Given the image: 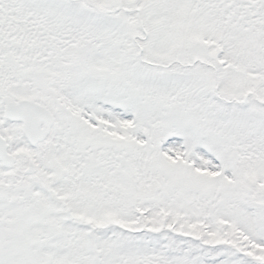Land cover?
Wrapping results in <instances>:
<instances>
[{"label": "snow or ice", "instance_id": "obj_1", "mask_svg": "<svg viewBox=\"0 0 264 264\" xmlns=\"http://www.w3.org/2000/svg\"><path fill=\"white\" fill-rule=\"evenodd\" d=\"M0 264H264V0H0Z\"/></svg>", "mask_w": 264, "mask_h": 264}]
</instances>
